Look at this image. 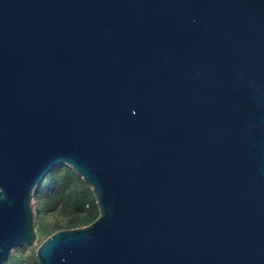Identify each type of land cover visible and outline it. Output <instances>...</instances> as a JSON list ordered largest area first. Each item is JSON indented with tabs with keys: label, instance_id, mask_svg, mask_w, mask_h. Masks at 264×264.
Masks as SVG:
<instances>
[{
	"label": "water",
	"instance_id": "95a60500",
	"mask_svg": "<svg viewBox=\"0 0 264 264\" xmlns=\"http://www.w3.org/2000/svg\"><path fill=\"white\" fill-rule=\"evenodd\" d=\"M60 165L38 264H264V0H0V264Z\"/></svg>",
	"mask_w": 264,
	"mask_h": 264
},
{
	"label": "rangeland",
	"instance_id": "374dc122",
	"mask_svg": "<svg viewBox=\"0 0 264 264\" xmlns=\"http://www.w3.org/2000/svg\"><path fill=\"white\" fill-rule=\"evenodd\" d=\"M56 168L58 169L56 178L58 181L65 180V189L57 195V193H53V185L48 186L49 195L46 196L43 189H40L43 184L50 182V173L46 175L33 194L32 204L35 212L36 239L32 244H23L15 248L5 264H38L35 252L44 239L61 229L85 226L98 216L97 208L94 215L90 217L88 216L90 213L85 210V206L84 208L75 207L73 202L75 195L85 192L87 187L89 189L91 187L73 171L68 172L66 170L69 168L68 166L60 165Z\"/></svg>",
	"mask_w": 264,
	"mask_h": 264
},
{
	"label": "trees",
	"instance_id": "16d2710c",
	"mask_svg": "<svg viewBox=\"0 0 264 264\" xmlns=\"http://www.w3.org/2000/svg\"><path fill=\"white\" fill-rule=\"evenodd\" d=\"M68 172H71L72 170L67 168L66 169ZM58 169L55 168L53 171L50 172L49 174V178H50V182H46L45 184H43L40 189L44 191L45 195H49V189H47L48 186L53 185V193H58L62 192L65 189V180L61 179L63 181H58V179L56 178V173H57ZM83 183V181H82ZM84 184V183H83ZM86 187V186H85ZM74 205L75 207H82L84 208L85 206V210L88 211L90 214H88V216H93L95 213V210L97 208V205L95 203V199L94 196L92 194L91 189H89L87 187V189L85 190V192L79 193L78 195L74 196L73 199Z\"/></svg>",
	"mask_w": 264,
	"mask_h": 264
}]
</instances>
